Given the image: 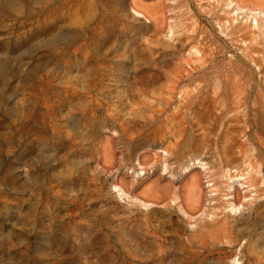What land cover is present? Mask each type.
<instances>
[{
	"label": "rangeland",
	"instance_id": "obj_1",
	"mask_svg": "<svg viewBox=\"0 0 264 264\" xmlns=\"http://www.w3.org/2000/svg\"><path fill=\"white\" fill-rule=\"evenodd\" d=\"M0 264H264V0H0Z\"/></svg>",
	"mask_w": 264,
	"mask_h": 264
}]
</instances>
